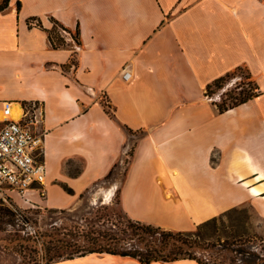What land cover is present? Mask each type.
Here are the masks:
<instances>
[{
	"label": "crops",
	"instance_id": "0c3cea01",
	"mask_svg": "<svg viewBox=\"0 0 264 264\" xmlns=\"http://www.w3.org/2000/svg\"><path fill=\"white\" fill-rule=\"evenodd\" d=\"M54 20L79 43L53 47ZM240 67L256 95L220 112L207 86ZM32 102L45 114L47 178L44 197L29 190L20 206L77 205L128 153L126 126L140 133L119 190L129 219L189 231L249 204L264 222V0H8L0 127L5 103ZM49 264L143 263L104 252Z\"/></svg>",
	"mask_w": 264,
	"mask_h": 264
},
{
	"label": "rangeland",
	"instance_id": "374dc122",
	"mask_svg": "<svg viewBox=\"0 0 264 264\" xmlns=\"http://www.w3.org/2000/svg\"><path fill=\"white\" fill-rule=\"evenodd\" d=\"M248 74L245 68L235 69L220 86L211 87L209 100L231 105L241 94L256 93L255 81ZM22 115L21 106L12 108V120L19 121ZM135 134L131 136L132 141L140 135ZM130 149L129 146L127 152ZM127 154L115 168L113 179L93 186L73 207L50 209L39 204L23 207L18 204L23 198L13 193L14 201H18L14 206L29 222L21 223L3 210L13 208L0 205V264H48L54 260L50 256L63 245L64 239L80 246L91 244L93 238L103 243L108 234L125 237L122 229L129 218L120 208L119 190L130 162L131 155ZM25 197L30 200L27 193ZM218 218L216 225L206 227L204 239L194 250L200 260L209 264H244L241 259L244 252L264 256V222L253 206L231 209ZM67 252H72L71 248H66L63 254Z\"/></svg>",
	"mask_w": 264,
	"mask_h": 264
},
{
	"label": "trees",
	"instance_id": "16d2710c",
	"mask_svg": "<svg viewBox=\"0 0 264 264\" xmlns=\"http://www.w3.org/2000/svg\"><path fill=\"white\" fill-rule=\"evenodd\" d=\"M8 6V0L0 1V9H4ZM20 9V3L17 5ZM67 29L62 23L57 20H54V26L49 31V39L53 47L58 48L65 46L63 38L60 36L58 28ZM76 40L79 43V30L76 31ZM237 69H241L237 68ZM236 69V70H237ZM232 72H229L217 79L207 86L206 95H209L210 89L213 85L220 86L223 81H225ZM250 77V74H248ZM257 87L255 85L254 90ZM256 93L251 94L250 96L241 94L240 98H235L236 102L231 105L217 104L219 111L224 112L229 108H232L238 104L244 103L249 99L253 98ZM125 130L133 135L136 132L132 129L124 126ZM134 147L131 146L130 151L128 152L133 156ZM118 164H115L114 167L110 170L109 174L106 176L105 180H111L114 178V171ZM68 192L72 190L68 187H65ZM4 212L10 214L15 219H18L21 223H28L29 219L26 216H23L21 211L16 212L9 207L3 208ZM218 217L207 220L199 224L194 230L181 231V230H169L164 229L159 226H154L151 224H145L129 219V222L122 229V233L125 234L126 238L119 234H108L104 237L106 240L103 243L98 242L96 239L90 241L91 244L77 245V243H71V241L64 239L63 245L58 246V249L55 250L53 256H50L52 259L50 262L62 259V258H72L74 256L85 255L88 253H111L118 254L121 256H127L131 258H136L141 261L143 264H150L156 261H174L180 258H191L196 259L198 262L206 263L200 260L194 250L200 245V241L204 239V230L210 224H217ZM131 237H130V236ZM127 238H130L127 239ZM71 248L72 252H65L66 248ZM69 253V254H68ZM244 264H264V256L257 253L244 252L242 257ZM49 262V263H50ZM48 263V264H49Z\"/></svg>",
	"mask_w": 264,
	"mask_h": 264
},
{
	"label": "built area",
	"instance_id": "2783aa9c",
	"mask_svg": "<svg viewBox=\"0 0 264 264\" xmlns=\"http://www.w3.org/2000/svg\"><path fill=\"white\" fill-rule=\"evenodd\" d=\"M30 23L41 26L38 19H32ZM58 31L65 46L78 44L76 32L60 27ZM10 112V104L5 103L3 113L6 121L0 127V205L10 206L18 212L13 204V193L25 200V194L29 190H38L40 197L45 195L42 189L47 178L43 158L45 114L40 102L24 105L19 121L12 120Z\"/></svg>",
	"mask_w": 264,
	"mask_h": 264
}]
</instances>
